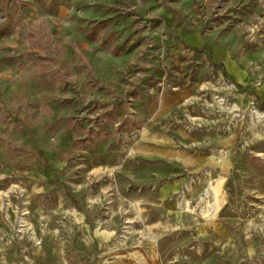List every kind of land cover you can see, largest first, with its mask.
I'll use <instances>...</instances> for the list:
<instances>
[{
  "label": "rangeland",
  "instance_id": "rangeland-1",
  "mask_svg": "<svg viewBox=\"0 0 264 264\" xmlns=\"http://www.w3.org/2000/svg\"><path fill=\"white\" fill-rule=\"evenodd\" d=\"M0 264H264V0H0Z\"/></svg>",
  "mask_w": 264,
  "mask_h": 264
},
{
  "label": "crops",
  "instance_id": "crops-1",
  "mask_svg": "<svg viewBox=\"0 0 264 264\" xmlns=\"http://www.w3.org/2000/svg\"><path fill=\"white\" fill-rule=\"evenodd\" d=\"M227 69L229 73L239 76V73L235 72V69H236L235 66L231 64L230 62L227 63Z\"/></svg>",
  "mask_w": 264,
  "mask_h": 264
}]
</instances>
